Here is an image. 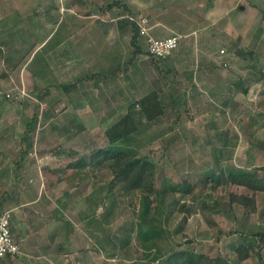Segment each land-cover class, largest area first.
Listing matches in <instances>:
<instances>
[{
	"label": "rangeland",
	"instance_id": "obj_1",
	"mask_svg": "<svg viewBox=\"0 0 264 264\" xmlns=\"http://www.w3.org/2000/svg\"><path fill=\"white\" fill-rule=\"evenodd\" d=\"M113 1L0 0V18H3L0 19V27L7 29L6 35L0 36V58H3L1 54L5 53L10 40L7 37L9 30H14V61L4 59V65L8 72L11 68L17 69L13 75L14 83L10 86L14 89L8 90L7 86L3 92L19 93L24 88L32 95L23 96L19 101L2 100L3 109L10 114L11 128L0 135V144H14V162L19 160L20 163L17 167L14 163L15 172L19 174L34 163L39 167L37 162L40 160V171L44 169L45 176L46 166L56 173L42 181L52 196H58L57 199L70 188L67 177L77 170V167L66 169L72 160H88L90 164L86 168L78 169L90 170L89 176L94 175V179L82 183L80 189H69L72 193L68 191L69 195L64 193L62 196L73 205L66 217L75 224L76 231L71 235L73 243L66 244V249L71 252L52 253L55 256L52 258H57L59 264H161V261L152 263L149 259L160 248L169 251L175 245L179 249L189 248L211 256L235 258L232 246L244 242L245 237L251 241L253 233L264 229V192L257 193V212L249 213L236 205L231 209L227 205L229 193L247 192V189L221 183L213 190L215 182L204 181L203 170L264 166V0H119L125 6L109 8ZM159 4L167 6L162 13L157 10L160 9L157 7ZM66 13L81 14V19L70 22ZM132 15L147 16L149 20L165 16V20L162 19L165 24L178 27L175 33L182 35V40L171 58H156L155 66L147 53L141 54V65L137 61L130 66L133 74L129 80L130 89L123 84L126 80L123 74L116 76L117 80L114 78L112 87L106 86L104 79L100 78L107 93L100 90L97 100L90 98L93 99L90 104L93 108L83 117L66 116L58 101H51L52 106H49L41 98V90L32 93V87L26 84L28 80L33 83L27 73L28 60L34 49L30 41L35 40V44L41 41L44 25L57 28L56 39L69 22V29L84 31L71 40H92L91 33H96L94 38L100 43L105 39L114 42L117 51L111 54L113 62L110 66L113 69L132 58V48L128 50L131 34L118 27L123 18ZM104 30L109 31V37L100 36ZM28 31L31 37L26 36ZM140 45L145 49V43ZM236 46L252 50L253 56L237 55L234 52ZM221 49L225 50L223 56ZM43 54L44 51L35 53L36 59L32 64L40 76ZM223 61L228 62L227 67L221 66ZM142 63L146 66L145 76ZM21 82L27 87L17 88ZM167 84L177 97L175 110L181 120L175 123L177 113L170 111L172 104L164 92L169 107L167 115L158 124L139 117V133L128 144L131 148L149 151L160 160L158 184L168 185L169 189L171 186L176 191L167 193L162 203L153 199L154 205L159 203L166 211L157 213L156 206H150L148 213L149 209H145L138 194L134 197L127 195L114 184L115 196H110L111 200L114 197V205L98 207V213H109L106 226H112V235L109 236L117 247L120 242L115 238L123 236V226L133 229L129 247L115 249L114 244L106 240L107 236L96 233L97 228L95 232L86 231L85 223L79 220V213L90 205V201L99 203L110 193L108 185L113 180V174L105 163L99 167L92 165V155L95 150L108 145L105 129L125 114L130 103L151 89L165 88ZM239 85L248 91H242ZM180 96L186 98V104L181 102ZM7 119L6 124H9V117ZM29 126L30 137H26L25 131ZM54 148L60 149V154L56 155L52 151ZM19 151L28 154L21 158ZM25 178L28 181L24 176L21 182ZM183 180L197 185L194 194L185 191ZM8 191L7 182L0 181V192L4 195ZM89 194L92 195L90 199ZM104 203L110 205L109 199H104ZM183 203L187 209L181 210ZM7 209L11 208L0 211ZM154 212L158 217L155 221L152 220ZM209 219L216 223L212 225ZM153 222H164L166 231L156 239V247L145 251L137 238V231L147 230ZM97 237L102 245L97 242ZM253 241L252 257L241 264H259L258 250L264 256V242L256 238Z\"/></svg>",
	"mask_w": 264,
	"mask_h": 264
},
{
	"label": "crops",
	"instance_id": "obj_2",
	"mask_svg": "<svg viewBox=\"0 0 264 264\" xmlns=\"http://www.w3.org/2000/svg\"><path fill=\"white\" fill-rule=\"evenodd\" d=\"M159 5L160 6L157 7L160 9L157 10L161 11V13L167 9L166 4ZM66 14H68L66 17H69L70 22L81 19V14ZM164 17L165 16H157L150 18V34L154 37L162 38L177 32L175 26L171 24L167 25L163 22L162 19L165 20ZM68 23L58 39H56L57 28L52 29L48 27L49 25H44V30L42 35H40L41 41L37 42V44H35V40L30 41V45L34 46V49L28 60L27 73L28 77L30 75V78H32L33 83L31 80H28L26 84L30 88L32 87V93H35L33 92L34 90H41V98L46 100L49 106H52L50 104L51 101H58L59 106H62V112L65 113L66 116L83 117L87 111H90L93 108L92 105H90L93 99L90 98L97 100L100 90L107 93L103 89L104 84L100 82L101 80L104 79L106 82L105 85H110V87H112V83L115 82L114 78L119 75L122 76L123 74V79H126L123 84L130 89L129 80L133 75L130 66L137 61L138 64L141 65L139 57H143L142 55L147 51L146 41L145 38L140 39L139 47L143 50V53H139L136 60L128 64L126 71L123 73L112 74L111 72L117 68L115 67L112 69L110 66L113 62L111 54L112 52L117 51L115 43H111L107 39H102L103 41L100 43L99 40L94 38L96 33H91L92 40L84 41L79 38L71 40L74 36H81L84 31L78 29L71 30L69 29L70 26ZM6 32L7 29H2L0 27V36L6 35ZM9 32L10 33L7 37H10V40L6 45L7 48L5 53L1 54L3 58H0V90L3 89L2 91H6L7 86L10 88H7L8 90L14 89L10 86L14 83L13 75L14 71L17 70L11 68V71L8 72V67L4 65V59L14 61V30L10 29ZM108 32V30H104L100 36H102V38H105L104 36H106L107 38L109 37ZM123 32L128 35L131 34L129 27H124ZM26 36L31 37V32H26ZM141 43H145V49L140 45ZM129 45L130 47L128 50L132 48L130 51L133 52V46L131 44ZM84 46L86 47L85 51L83 50ZM41 51H44V57L41 61L42 74L40 76L35 69V65L32 66V64L36 59L35 53ZM174 51L176 50L169 52L164 58L172 55ZM169 58H171V56ZM128 61H125L124 64ZM152 63L157 66V61ZM171 65H174V63ZM142 69V74L145 76L146 66L144 63H142ZM41 77L44 78V83H42ZM115 80L117 79L115 78ZM76 82H78V84L74 88H69V86H67ZM40 83L43 85L41 88ZM26 84L21 82L17 88H21L24 85L26 86ZM30 93L29 90L28 94L32 97ZM80 96L81 98H79ZM3 99L6 98L0 96V135L11 128L10 114L3 109ZM8 117L9 124H6ZM21 155L22 151H19V156L21 157ZM78 159L72 160L71 162ZM18 162L19 160L14 162V144H0V181L7 182V188L9 189L4 195L0 192V210L8 207L13 209L12 232L20 249L17 254L8 255L0 259V264H59L57 258H52L55 257L52 253H60L61 250L59 247L61 244L66 246V244H71L74 241L71 239V235H67L65 227L66 220L72 222V220L66 217V214H68L67 212L73 207V205L71 202H67L66 199L62 198L64 193L65 196H67L66 191H63L61 196H59V199H57L56 197L58 196H52L50 190L45 188V184L42 180L45 179L46 176H48L47 178H50V174L56 173L53 171L51 172V169L46 166L45 170L47 172L45 176L44 169L40 171V160L37 162L39 167L34 163L24 169L21 173L18 172L19 174L15 172V166L17 167L20 164ZM14 163H16L15 166ZM65 167L68 170L74 169V167ZM24 176L28 179V181H26V178L24 179L26 183H24V181L21 182ZM74 225L75 224H73V230L76 231Z\"/></svg>",
	"mask_w": 264,
	"mask_h": 264
},
{
	"label": "trees",
	"instance_id": "obj_3",
	"mask_svg": "<svg viewBox=\"0 0 264 264\" xmlns=\"http://www.w3.org/2000/svg\"><path fill=\"white\" fill-rule=\"evenodd\" d=\"M115 5L125 6L121 1L115 0L110 3L108 7L112 8ZM118 27L122 31L124 27H129L131 32L130 44L133 46V52L132 58L123 66L115 68L111 72L112 74L123 73L124 71H126V69L128 68V64L134 62L139 53H143V50H141L139 47V41L144 37L141 36L137 21L130 20L128 16L127 18L125 17L122 21H120ZM177 28L178 27H176V29ZM234 52H236L237 55H241L243 57H247L249 55L250 57H252L254 54L252 50L248 51L237 46L234 48ZM145 53L150 56L152 62H156V57L150 55L148 51H146ZM221 55L223 56L224 54ZM162 58L164 57H160L157 59ZM221 66L227 67L228 62L223 61ZM77 84L78 82L67 86H69V88H74ZM239 87H241V90L244 92L248 91V88H244L240 85ZM164 92L168 95L170 105L172 104L170 111L174 110L177 113L175 123H178L181 120V117L179 115V112L175 110L178 107V100L173 91V88L170 86V84H167L165 88H153L144 96L130 103L125 114L120 116L116 121H114L105 129V136L108 145L93 152V160L91 161V163H93L92 165L99 167V165L105 163L113 174V180L108 185V191L110 193L107 194L106 197L102 198L99 203L95 200L90 201V205H88L85 210L79 213V220L85 223L86 231L95 232L98 229L96 233L107 236L106 240L109 241L110 244L112 243V245L114 244V242H112L111 236H109L112 235V226L111 228L110 226H106V218L109 213H98V207L105 206L108 208L109 206L114 205V197L112 200L110 197L112 195L115 196L114 184L119 185L120 189L125 191V194L127 195L134 197L136 196V194H138L146 210L149 209L150 206H156L157 213H163L166 210L165 208L161 207V205H158L159 203H157V205L155 203L154 205L153 199L156 198L158 202L162 203L167 193L176 191V189L171 186L169 189L167 188L168 185H166L165 188L164 185L160 186L158 184V171L160 170V166L162 165L159 162L160 160L152 156L149 151L139 150V148H131L129 146L130 144H128V142L139 133V117L141 119L144 118L151 124H158L159 121H162L164 116L167 115L166 113L169 107L163 96ZM180 97L181 102L186 104V98H184L183 96ZM173 127L174 126H171V128ZM30 133L31 128L29 126L25 131V136L30 137ZM52 151L56 155L60 154L61 152L60 149L56 148H54ZM27 154L28 152H22L21 158H24L25 156H27ZM89 164L90 163L88 162V160L79 158L78 160L70 162L66 165L67 167L71 168L77 167V170L71 176L67 177L68 185L70 188L66 190V195L72 193V190L69 189L79 188L81 187L82 183H84L88 179H94V175L89 176L90 170L84 171L82 168L80 170L78 169L80 167L86 168V166ZM219 170L220 171H217L215 169L203 170V175L206 176L204 181H214L215 183L212 186L213 190L219 188L221 183H224L226 185L233 184L244 187L245 189H247V192L237 193L232 191L229 193V202L227 205L231 209L236 205L245 209L249 213L257 212V193L264 192V166L254 167L253 169L228 167L226 169L220 168ZM260 170L262 172H260ZM183 185L185 191L188 194L195 193L197 187L196 184H193L188 180H183ZM91 197L92 195L89 194L88 199H90ZM107 198L109 199L110 205L106 206V204L104 203V199L108 201ZM203 205L206 208L208 207L206 202H204ZM184 209H187L186 203H183L181 205V210ZM150 211L151 209L148 210V213H150ZM154 215L155 216H152L153 221L158 218L156 212H154ZM209 222L212 225L216 223L212 219H209ZM163 224L162 222H153L147 230L137 231V238H139V240L141 241V246L144 247L145 251L156 247V239H160L163 235V232L166 231ZM65 227L67 235L70 236L72 235V233H74L72 222L66 220ZM121 230L124 232L123 236H119L115 239L120 242V245H118V247L124 249L129 247V245L131 244V241L133 239V229L132 227L129 228L125 225ZM116 234L117 233H115L114 236ZM255 238L264 242V229L253 233L251 241L250 238L245 237L244 242L234 244L232 246V249L234 251L235 258H229L225 256H211L208 253L199 252L189 248L179 249L176 248L177 246L175 245L169 251L160 248L159 252L155 256H152L149 260L152 261V263L161 261V264H241L243 261L252 257L253 249H255V242L253 241V239ZM96 240L100 243V245H102V241L98 240V237ZM179 246L180 244L178 245V247ZM118 247L115 243L114 248L119 249ZM59 249L61 251H67L68 253L71 252L70 250H68V248L66 249V246L63 244H61ZM256 253L259 264H264V256L262 252L258 250L256 251Z\"/></svg>",
	"mask_w": 264,
	"mask_h": 264
},
{
	"label": "built area",
	"instance_id": "obj_4",
	"mask_svg": "<svg viewBox=\"0 0 264 264\" xmlns=\"http://www.w3.org/2000/svg\"><path fill=\"white\" fill-rule=\"evenodd\" d=\"M130 20H135L140 28L141 36L145 38L147 51L150 55L160 58L165 57L169 52L177 49L182 40V35L172 34L166 37L158 38L150 34V20L147 16H129ZM225 53L221 49V54ZM24 88L19 93L3 92L0 90V96L6 99L19 101L21 97L27 96ZM13 209L0 211V259L19 253V245L12 232Z\"/></svg>",
	"mask_w": 264,
	"mask_h": 264
},
{
	"label": "water",
	"instance_id": "obj_5",
	"mask_svg": "<svg viewBox=\"0 0 264 264\" xmlns=\"http://www.w3.org/2000/svg\"><path fill=\"white\" fill-rule=\"evenodd\" d=\"M242 8H243V6H242Z\"/></svg>",
	"mask_w": 264,
	"mask_h": 264
}]
</instances>
